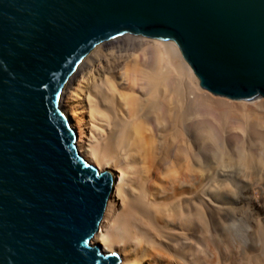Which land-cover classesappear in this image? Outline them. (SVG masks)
Wrapping results in <instances>:
<instances>
[{"label": "water", "instance_id": "95a60500", "mask_svg": "<svg viewBox=\"0 0 264 264\" xmlns=\"http://www.w3.org/2000/svg\"><path fill=\"white\" fill-rule=\"evenodd\" d=\"M125 32L176 41L215 95L264 97V0H0V264H119L91 243L112 173L80 154L61 98Z\"/></svg>", "mask_w": 264, "mask_h": 264}, {"label": "bare ground", "instance_id": "6f19581e", "mask_svg": "<svg viewBox=\"0 0 264 264\" xmlns=\"http://www.w3.org/2000/svg\"><path fill=\"white\" fill-rule=\"evenodd\" d=\"M132 47H142V58L125 63V87L118 68ZM62 93L78 151L116 178L92 238L104 253L120 250V264H264V228L250 241L249 227L225 234L229 212L207 191V142L201 159L192 151L193 129L200 140L212 135L211 115L222 127L241 119L263 133L264 97L217 96L200 85L176 41L130 32L97 43ZM248 151L219 156L218 165L263 168L264 156L254 161Z\"/></svg>", "mask_w": 264, "mask_h": 264}, {"label": "rangeland", "instance_id": "374dc122", "mask_svg": "<svg viewBox=\"0 0 264 264\" xmlns=\"http://www.w3.org/2000/svg\"><path fill=\"white\" fill-rule=\"evenodd\" d=\"M144 44L146 46L151 44V42L146 41L143 43V45L142 44L140 45L142 47H145ZM142 47L140 48L132 47V49L129 50V52L127 53V55L129 54V56L127 57L128 59L123 61V63L121 62V64L119 65L118 71H119V76H121V78L119 77V80L121 82L122 81L125 82L124 84L125 87L127 86V81L124 79V74L121 75L120 73L125 70L124 69L125 63L128 61L131 62L135 58V56L137 57L138 60H141ZM62 97L63 100H61V106H62V101L63 104L66 103L65 100L66 94L63 93ZM250 100L252 101L253 99ZM251 105H255V104H251ZM260 113L263 114L264 112L260 111ZM211 119L213 120L215 119V120L212 121ZM217 119L218 118L215 115H211V117L208 119L211 121V123H213V125L211 132H209L210 135L211 134L212 135L207 139V141L203 139L200 140L201 134L196 132L197 129H193L195 133L192 132V142L193 139L195 141L193 142L192 151L196 153V155H198L200 159L202 158L201 156L204 155L205 153L204 156L205 160L207 161V163L209 162L208 165L211 169V170L209 169L210 172L208 171V177L210 178L208 181L209 182L208 190H207L208 194L212 198L214 203L223 206L229 212L228 213L229 219L228 221H225L223 225L221 224V228L226 230L225 234L228 236V234H230L231 231L235 230V228L244 229L249 227L251 229L249 231L250 236L246 235V239L250 241L252 239L251 235L253 231L259 228H264V167L263 168L256 167V165L255 168L245 167V166L242 167V166L233 165V163L230 162L226 163V165H224V163H221L223 164L222 166V165H218L219 162L218 158L219 156L227 157V155L228 154L230 155V153L232 154L233 157H236L239 151L247 152L249 150L247 154L248 155L251 154L250 156H252V159L253 157H255L253 159L254 161L255 160L259 161L258 159L264 156V132L263 133L256 132V130L258 129V128L256 129V127H258V125L253 126L254 123L253 125H249V124L246 125L241 119H235V120L230 119L229 120L230 122L228 121L226 125L228 128H226V126L222 127L221 125H219L218 124L219 120ZM241 124L243 126H241ZM262 124H264V121ZM242 127L243 129H241ZM262 128L264 129V127ZM223 129L224 131H222ZM239 129L241 132L238 131ZM213 133L215 136L213 135ZM227 134L228 136H225ZM205 142H207V146L209 148L206 146ZM215 142L217 145L215 144ZM223 142L226 144H224ZM219 145H221L220 147L222 146L223 147L220 148ZM204 146H206L208 149L206 152L202 153ZM115 180L116 178L114 177V181ZM99 227H101L100 224ZM220 239H223V237H221ZM91 243L95 244L98 242L96 239H91ZM244 249L245 247H243L242 250L243 252L245 251ZM116 252L119 254L120 257L121 255L120 250ZM243 252H241L242 254L240 255V257H242ZM229 258L230 255L228 254L227 259ZM161 262L162 264L165 263L162 259H158V261L155 264H161ZM148 263L152 264L149 260L147 261L146 264Z\"/></svg>", "mask_w": 264, "mask_h": 264}]
</instances>
